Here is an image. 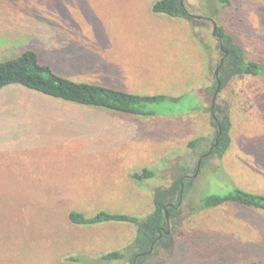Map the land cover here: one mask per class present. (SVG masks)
<instances>
[{"label":"rangeland","instance_id":"rangeland-1","mask_svg":"<svg viewBox=\"0 0 264 264\" xmlns=\"http://www.w3.org/2000/svg\"><path fill=\"white\" fill-rule=\"evenodd\" d=\"M158 1L0 0V63L32 48L78 82L184 97L162 116L134 117L19 86L0 92V264H132L98 261L127 252L136 226H79L69 214L145 219L156 190L171 188L185 169L193 180L171 229L196 238L198 252L160 248L141 264H264V211L200 209L205 197L235 189L264 195V77H236L219 93L217 115L230 118L231 144L195 176L217 134L209 111L222 58L215 24L235 36L248 61L264 64V0H232L227 19L218 0H184L196 23L154 13ZM145 169L156 176L131 177Z\"/></svg>","mask_w":264,"mask_h":264},{"label":"trees","instance_id":"trees-1","mask_svg":"<svg viewBox=\"0 0 264 264\" xmlns=\"http://www.w3.org/2000/svg\"><path fill=\"white\" fill-rule=\"evenodd\" d=\"M218 2L224 9L225 19L228 15H234L232 0H218ZM153 12L175 19H186L193 23L199 22L188 12L184 0H160L154 4ZM214 36L218 41L222 58L216 68V71H219V76H216V71L213 74L214 87L211 90L213 97L219 84L221 91H223L236 77L244 75L264 77V64L248 61L243 47L237 42L235 36L224 26L219 25L218 22L217 29L214 28ZM222 61L223 64H221ZM16 86L68 104L134 117L162 116L168 112L167 105H178L182 103L184 98L164 94L141 95L106 85L78 82L58 74L51 65L43 63L40 54L32 48L24 49L20 56L15 59L0 63V92ZM212 107L213 102L209 107L211 113ZM218 113H220V107L216 105L214 113H212V124L216 127L217 134L212 147L215 146L217 139L218 144L212 155L223 158L231 144V122L228 115L220 119ZM199 145L200 140L189 144L190 148L194 150ZM208 152L203 154L201 158ZM207 158L202 160L201 169L205 167ZM198 163L195 174L198 171ZM189 174L190 171L185 169L184 174L176 179L171 188L156 190L154 210L145 219L129 214L106 211H101L93 217H87L83 213L72 211L69 214V220L72 224L79 226H94L104 223H128L136 226L137 236L127 252L108 253L103 255L98 262H117L129 259L134 264L139 255L151 252L152 248L153 252L162 248L167 251L173 250L182 256H195L199 249L196 238L184 233L177 236V227L175 226V231L171 229L170 234H167L169 227L166 212L169 213L171 221L180 218L182 203L189 194L190 184L193 180L191 177L187 178ZM155 176L156 174L148 169L140 174L131 175L134 180L139 182H144ZM176 198L177 201H175ZM170 204L173 206L170 207ZM226 204L264 211V195L235 189L226 195L205 197L200 202V209L210 210ZM161 234L162 238H160ZM129 250H134V252L131 253ZM153 252L138 258L136 264H141L145 259L153 257L155 254Z\"/></svg>","mask_w":264,"mask_h":264},{"label":"water","instance_id":"water-1","mask_svg":"<svg viewBox=\"0 0 264 264\" xmlns=\"http://www.w3.org/2000/svg\"><path fill=\"white\" fill-rule=\"evenodd\" d=\"M198 18L200 19L201 17H198ZM216 29H217V25L215 24V30H216ZM221 64H223V61L221 62ZM216 76H217V77L219 76V71H218V70L216 71ZM220 91H221V86H220V84H219V87H218V89H217V92H216V94H215V96H214V98H213L212 113H214V109H215V106H216V99H217V97H218ZM217 144H218V139L216 140V144H215V146L212 147V148L210 149L209 153H208L207 155H205L203 158H205L206 156L210 155V154L213 152L214 148L217 146ZM203 158L199 161V168H198V172H197V174H198L199 171H200L201 163H202ZM169 206L172 207L173 204H170ZM166 217H167V220L169 221V220H170V215H169L168 212H166ZM170 232H171V230H169V231L167 232V234H170ZM149 254H150V253H145V254H141V255H139V256L135 259L134 264H136L138 258H141V257L147 256V255H149Z\"/></svg>","mask_w":264,"mask_h":264},{"label":"flooded vegetation","instance_id":"flooded-vegetation-1","mask_svg":"<svg viewBox=\"0 0 264 264\" xmlns=\"http://www.w3.org/2000/svg\"><path fill=\"white\" fill-rule=\"evenodd\" d=\"M208 153H209V152H208ZM208 153H207V154H208ZM207 154H206V155H207ZM211 154H212V153H211ZM211 154H210V155H211ZM210 155L206 156V157L203 158V159H206V158L209 157ZM200 160H201V159H200ZM200 160H199V161H200ZM201 164H202V163H201ZM198 168H199V163H198ZM200 170H201V168H200ZM199 172H200V171H199ZM198 174H199V173H198ZM198 174H196L195 176H197ZM189 177H190V176L188 175L187 178H189ZM180 205H181V204H180ZM180 205H179V206H180ZM167 221H168V220H167ZM168 227H169V230H171V219L168 221ZM163 232H165V229H163ZM167 232H168V231H167ZM160 238H162V234H161ZM152 252H153V248H152L151 252H149V253H152Z\"/></svg>","mask_w":264,"mask_h":264}]
</instances>
